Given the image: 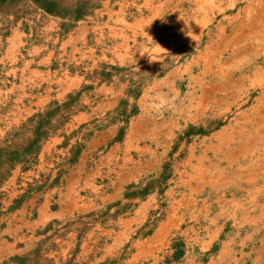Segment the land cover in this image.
<instances>
[{
	"label": "crops",
	"instance_id": "0c3cea01",
	"mask_svg": "<svg viewBox=\"0 0 264 264\" xmlns=\"http://www.w3.org/2000/svg\"><path fill=\"white\" fill-rule=\"evenodd\" d=\"M240 2L241 6L234 12L224 14ZM117 4L109 0L103 5V13L111 23L109 30L114 44L110 55L114 63L160 62L179 46L196 43L203 36L205 43L194 57L184 63L175 62L165 74L144 84L137 97H131L135 113L128 122L115 120L92 130L72 162L68 161L71 144L63 147L62 135L47 139L40 160L52 149L63 148L59 158L65 164H49V168L42 167L36 173L28 170L25 186L46 173L51 183L34 189L19 205L11 207L25 189L11 187L20 173L19 169L13 171L7 197L0 207V264L32 252L53 223L69 222L76 215L89 216L97 208L112 203L133 201L131 210H124L114 222L117 230L111 231L109 225L102 228L112 241L102 245L105 252H101L100 258L102 255L101 260L108 258L112 247L128 241L131 233L145 222L148 212L157 206L156 190L143 199L138 196L128 199L127 187L139 184L145 176L158 175L169 155L181 149L183 155L171 157L175 161L173 178L163 193L166 214L146 237L148 242L155 244L153 241L177 226L179 218L207 223L211 213L206 226L218 227L219 218L227 213L230 216L233 209L238 211L239 207L232 208L233 204L240 205L246 200L244 196H254L256 191L264 193V60L256 61L259 55L255 48L264 39L257 41L255 34L256 25L264 24V0H137L135 15L130 20L125 13L127 0ZM167 14H172V21L167 24L170 28L163 38L161 19ZM88 22L81 21L60 42V48L78 44L89 31L95 30ZM131 34L142 40L134 52L129 46ZM44 55L48 56L44 58L47 60L53 54L43 53L41 57ZM197 65L200 70L193 81L195 89L184 91L181 96L177 80ZM232 68L240 72L231 81ZM223 69L228 73L226 82L218 79L226 77ZM120 85L96 82L92 106L74 114V127H85L89 121L116 111L127 97L126 84ZM257 88L259 95L249 100L247 92ZM42 97L46 101L58 98L57 95ZM37 110L23 109L19 116H24L22 120ZM228 114L230 118L211 132L178 141L173 148L176 132L187 125ZM259 218V214H249L243 224L254 228ZM76 240L70 241L74 245ZM92 242V238L85 237L77 242V247H92Z\"/></svg>",
	"mask_w": 264,
	"mask_h": 264
},
{
	"label": "rangeland",
	"instance_id": "374dc122",
	"mask_svg": "<svg viewBox=\"0 0 264 264\" xmlns=\"http://www.w3.org/2000/svg\"><path fill=\"white\" fill-rule=\"evenodd\" d=\"M57 1L60 3L58 6L62 14L60 16L43 11L30 0H7L0 3V149L4 152L0 160V207L7 197V185L15 169H19L20 173L15 185L11 187L14 190L25 189L15 198L11 207L19 205L34 189L37 190L40 186L46 187L51 183L46 173L34 178L25 186L28 170L36 173L42 167L49 168V164L58 163V166L65 164V161L59 158L63 154V148L52 149L43 160H40L41 150L47 139L62 135L63 147L71 144L68 161L72 162L92 130L102 128L115 120H120L124 124L128 122L135 113L131 97H137L144 84L165 74L175 62L176 64L184 63L183 61L194 57L206 40V36H203L196 43L179 46L160 62L148 63L144 62L145 60L143 62L132 60L124 65L114 63L110 55L114 44L109 30L111 23L108 16L103 13L104 1L109 0ZM119 1L110 0L111 4L115 5H118ZM80 2L83 4L82 11L87 14L74 20L72 17L77 12L71 8ZM136 3L137 0H127L125 13L129 20L135 15ZM241 3L226 10L224 14L234 12L241 6ZM171 16L172 14H167L161 19L160 36L163 38L170 28L167 24L172 21ZM81 21H89V25L94 26L95 30L89 31L85 39L78 44L60 48V42ZM212 27L213 24L210 25V28ZM255 34L257 41L264 38L263 23L256 25ZM130 37V50L134 52L142 40L137 35L131 34ZM255 48L259 55L256 61H263L264 54L261 50L264 51V39L263 42L255 44ZM43 53L53 55L45 60L44 58L48 56L41 57ZM227 54L228 52H225L224 56ZM221 56L223 57V53ZM199 67V65L192 66L185 77L177 80L176 85L181 96L184 91L195 89L193 81L199 75ZM223 70L226 77L224 80L223 77L218 79L226 82L228 73L225 69ZM239 72V69H231V81L238 78ZM188 80L192 87H189ZM99 81H110L118 87H122L120 84L125 83L128 88L127 99H123L116 111L89 121L85 127H74L72 120L74 114L89 110L88 108L94 101L92 90ZM259 90L258 88L250 89L247 92L249 100L258 96ZM44 95L48 97L57 95L58 98L46 101L47 98L42 97ZM89 99L91 101H88ZM55 102L58 106H53ZM51 104V109L54 110L48 116L51 121L49 136L42 142L37 155L25 161L26 144L24 142L33 134L36 122L28 124L25 128L21 126L35 114L47 110ZM31 107L38 108V110L21 120L25 112L19 116L20 111L23 109L31 111ZM230 115L211 116L202 122L187 125L186 128L176 132V143L173 148L177 146L178 141L192 140L211 132L225 123ZM35 121H38V118ZM182 151L184 149L173 156L176 158L183 155ZM11 152H14V155ZM173 156L169 155L170 159L163 165L158 175L145 176L139 184L127 187L125 195L128 199L134 196L143 199L147 193L156 190L158 193L157 206L148 212L145 222L131 233L128 241L112 247L108 258L101 260L103 255L100 258L101 252L104 251L101 249L102 245L106 242L109 245L112 241L110 235L103 234L102 228L109 225L111 231L117 230L118 225L115 226L114 222L121 214H124V210L127 212L131 210L135 204L133 201L112 203L106 208H97L89 216L76 215L69 222L51 224L48 233L34 249L37 251L36 256L26 264H264V193L259 194L258 191L254 196H244L246 200L240 202V205L233 204L232 208L239 207L238 211L233 209L230 216L227 213L219 218L218 227L206 226L211 213H208L207 223L203 220L198 222L196 219L182 221L183 218H179L177 226L161 239L153 241L156 242L155 244L148 242L147 238L155 230L157 224L163 220L167 211L163 193L169 179L173 178L172 170L175 163L171 158ZM12 162L16 165L9 169L7 166ZM100 184L99 180L98 185ZM1 213L0 208V216ZM249 214L260 215L257 226L254 228L243 224ZM85 237L92 238V247L88 245H84L82 249L77 247V242H81ZM213 237L216 239L211 242ZM75 238L77 240L73 245L70 240ZM72 253L76 256H74V261L70 262L68 259L73 256ZM4 264L13 263L6 260Z\"/></svg>",
	"mask_w": 264,
	"mask_h": 264
},
{
	"label": "trees",
	"instance_id": "16d2710c",
	"mask_svg": "<svg viewBox=\"0 0 264 264\" xmlns=\"http://www.w3.org/2000/svg\"><path fill=\"white\" fill-rule=\"evenodd\" d=\"M4 1H7V0H0V3L4 2ZM30 1L32 3H34L38 8L42 9L43 11H45L49 14L59 15V16L62 15L59 11V8H58L60 3L57 0H30ZM82 5H83L82 2H80V3L74 4L73 5L74 7L71 8V10H75L77 12L76 15H74V17H72L74 20H78L87 14L85 11H82V9H81ZM54 105L58 106L56 104V102L53 103V106ZM51 108H52V104L47 108V110H45L44 112H40V113L35 114L31 118H29L26 122H24L21 126L22 128H25L28 124L36 122V126L34 127L33 132H32L33 134L30 135L24 142V144H26V146L24 148L25 161L27 160V158L37 155V153L40 150V146H41L42 142L45 141L49 136V130L51 128V121H50L48 116L54 110ZM57 108H59V107H57ZM36 118H38V121H35ZM3 153L4 152L0 149V160H1V156L3 155ZM12 153L14 155V152H11V154ZM15 165H16V163L12 162V163H9V165L7 167L9 169H12V168H14ZM36 254H37V251L34 250V251H32L26 255H23V256L11 257L9 259V261L13 264H26V262L29 263L32 260L31 258L35 257ZM74 256H76V254H73V256H71L68 259V261H70V262L74 261V259H75ZM66 264H70V263H66ZM101 264H104V263H101Z\"/></svg>",
	"mask_w": 264,
	"mask_h": 264
}]
</instances>
